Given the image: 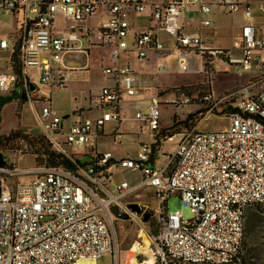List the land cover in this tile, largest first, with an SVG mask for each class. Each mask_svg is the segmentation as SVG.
Instances as JSON below:
<instances>
[{"label":"built area","instance_id":"obj_1","mask_svg":"<svg viewBox=\"0 0 264 264\" xmlns=\"http://www.w3.org/2000/svg\"><path fill=\"white\" fill-rule=\"evenodd\" d=\"M98 8L104 21L95 27L86 25ZM214 8L243 13L241 38L232 42L233 48L241 50L240 58L202 40L200 28L210 25L206 15ZM258 8L264 12V2ZM191 11L198 21L187 33ZM0 15L14 16L18 23L22 73L18 88L32 105L33 99L39 102V108L33 109L37 131L75 168L45 163L18 166L0 153V264H70L106 254L115 261L116 217L110 208L116 206L119 213L137 220L126 198L144 187L153 188L157 203L154 210L160 225L153 243L159 264H243L246 212L253 206L264 207V59L253 58L254 51H264V38L255 32L251 1L0 0ZM57 20L63 22L61 29H56ZM93 47L107 51L106 59H99L107 82L85 109L95 115L64 125L67 119L53 108L51 94L65 88L73 73L88 68ZM8 48V40L0 36V50ZM206 53L227 55L235 70L255 68L256 76L220 97L206 92L201 97L182 93L171 99L175 106L199 100L194 104L206 114L228 106V124L221 130L191 126L165 134V140L174 135L178 140L165 164H157L152 145L162 130L161 103L151 99L144 107L125 104V99L150 89L140 86L131 60L154 56L157 71L174 66L184 72L193 56L201 59L202 68ZM74 54L84 55L86 62L68 63ZM28 67L37 68V81L46 87L41 95L26 76ZM15 82L11 69L0 71V93ZM79 112L75 109L71 116ZM108 122L115 126L104 132ZM141 134L150 138L139 142L133 154L114 159L111 152L97 149L102 136L115 141ZM63 145H70L72 152L64 151ZM84 160L93 163L82 164ZM116 168L138 171L139 181H115ZM172 195L191 210V218H183L180 210H168Z\"/></svg>","mask_w":264,"mask_h":264},{"label":"rangeland","instance_id":"obj_2","mask_svg":"<svg viewBox=\"0 0 264 264\" xmlns=\"http://www.w3.org/2000/svg\"><path fill=\"white\" fill-rule=\"evenodd\" d=\"M102 13V8H98L93 16L87 19L86 25L99 26L105 19L104 15L100 17ZM134 16L133 13L131 18H134ZM57 25L62 28V20H58ZM204 30L206 33H211L208 28ZM4 31L11 32L13 30L5 28ZM212 39L216 45H229L230 43V37L220 31L215 33ZM205 44L220 50L217 48L220 46H215L208 41ZM106 55L107 51L93 47L89 56L88 68L73 73L65 88L52 92L51 103L53 108L67 119L64 121V125L73 120L93 116L92 112L85 111L86 100L88 98L91 102V97L106 84L99 62L100 57L106 59ZM3 56L4 54L0 53L1 62H3ZM218 57L220 56L218 55ZM68 59L70 64L83 65L86 62V58L82 54L71 55ZM221 59L224 60L223 62H228L225 55H221ZM156 62L157 60L154 59L147 61L131 60V66L140 78V86L151 88L132 98L125 99L126 105L138 104L144 107L150 103L151 99L158 100L161 103L160 116L161 124L164 127H162L164 130L160 134L171 132L172 121H174L173 131L177 133L190 126H196L203 131L221 130L227 126L228 119L225 114L228 110L226 107L215 112V114H206L204 111L198 110L200 105L194 104L199 100L194 99L193 104H176L177 106L171 104L170 100L180 97L182 93L192 98L194 95L201 97L202 94L210 92L211 89L216 97L222 96L247 82L249 72L241 71L237 73L232 64L223 63L219 59L216 61L211 53L205 54L202 68L199 66L197 56L191 58L189 67L184 72H179L174 66L169 71L159 72L156 68ZM27 73L34 78V84L38 86L40 91L39 94L45 92L46 87L39 85L35 72L28 69ZM17 90L12 85L9 91L5 90L0 93V96L7 97V103L0 108V133L6 134L11 130H20L41 137L36 128L35 121L37 119L32 105L29 104L26 97L22 96L21 90L16 95L14 91ZM35 104L39 105L38 102ZM75 109L80 110L79 114L71 116L72 111ZM127 110L126 113L130 111ZM190 114L194 115L190 116ZM114 126L115 122H108L104 126V132H109ZM149 138L150 136L147 134L124 135L116 137L113 141L110 136H102L98 140L97 149L101 151L103 148L108 147L117 156L126 153L133 154L138 149V143L148 141ZM177 140L178 136L174 135L172 138H167L164 142H161V146L155 152L158 156L157 164H165L166 155L173 151ZM62 149L66 152H72L70 145H63ZM0 153H3L8 160L14 161L18 166L41 165L44 163L39 158H35L34 162L31 154L29 152L25 153L17 141L6 147H0ZM113 172L115 181L125 179L130 183H134L140 179V173L135 170L116 168ZM126 201L136 203L140 209L137 211V220L128 216L113 219L117 259L112 261L111 254H106L99 259L80 258L70 264H159L153 237L157 234L154 232H158L160 219L154 210L157 203L153 195V188H140L127 197ZM167 208L169 211L180 210L183 218L186 219L193 216L191 210L182 205L178 196L172 195L168 198ZM161 212V214H164V210L161 209ZM145 215H147V219H144ZM242 258L243 264H264V207L262 206L250 207L246 212Z\"/></svg>","mask_w":264,"mask_h":264},{"label":"crops","instance_id":"obj_3","mask_svg":"<svg viewBox=\"0 0 264 264\" xmlns=\"http://www.w3.org/2000/svg\"><path fill=\"white\" fill-rule=\"evenodd\" d=\"M146 1H149V0H146ZM250 1H251V4H252V13H253V16H254V19H255V32L259 36L264 38V12H262L258 8V4L259 3H263L264 0H250ZM188 16H189L188 25L185 27V29H186L187 33H191L192 26L194 24H196L197 21H198V15L194 11H191V12H189ZM206 16L210 20V25L200 28V35L202 37V40L205 43H207V41H208V42H210L211 44H213L215 46H220V47H217V48H219L220 50H222L226 54H230L234 58H240L241 57V50L237 49V48H233L232 47V42L234 40H238V39L241 38V29H242V27L245 24V17L243 15V13L241 11H236V12H233V13H225V12H222L218 8H214ZM222 17L224 19H221ZM57 22H58V20H57ZM57 22H56V25H55L56 29H61V27L60 28L58 27ZM5 28L12 29L13 31L6 32V31H4ZM206 28L210 29L211 33H206L205 30H204ZM218 31L223 32V33L227 34L230 37L229 45H220V44L216 45V44L213 43L212 37ZM0 36L6 38L8 40V43H9V48L7 50H5V49L0 50V53L4 54L3 62L0 61V71H3V72L5 71L6 72V71H9V69H10L9 59H10V56H11V48H12V53H13V51H14L13 49L15 47H18L17 46L18 39L20 38V34H19V31H18V23H17V20H16V18L14 16H3V15H0ZM214 58L216 59V61H218V59L221 60V62L224 61V60L221 59V57H218V56L214 57ZM253 58L255 60L264 59V51H258V50L254 51L253 52ZM150 59L156 60V57L151 56ZM198 59H199V63L201 64L202 63L201 59L200 58H198ZM223 63H227V62H223ZM28 69H31V70H33L35 72L36 79L38 80V70H37V68L28 67L25 70L27 78L30 81L35 82L34 78L27 73ZM235 71L237 73L241 72V71L249 72L250 75H249V78H248L247 82L249 80L253 79L254 76H256L255 68L252 69V70H242L241 69V70H238V71L235 70ZM247 82H244L243 84H245ZM210 92L213 94L212 89L210 90ZM88 100L89 99L87 98V100H86L87 106H85V108H87L91 104L90 100L89 101ZM36 102H38V101L33 99L32 103L34 104V106L31 104V102H29V104L32 105L33 109L39 108V105L35 104ZM85 111H87V110H85ZM88 111L92 112V114L95 115V112L93 110L92 111L88 110ZM162 127L163 126L161 124V128ZM101 151H109V152H111L114 159H118V158L124 156V155L117 156V154H115L111 150H109L108 147L103 148ZM113 171H115V170L113 169ZM113 175H114V172H113Z\"/></svg>","mask_w":264,"mask_h":264},{"label":"trees","instance_id":"obj_4","mask_svg":"<svg viewBox=\"0 0 264 264\" xmlns=\"http://www.w3.org/2000/svg\"><path fill=\"white\" fill-rule=\"evenodd\" d=\"M9 63H10L11 71L16 75V82L14 86L15 88H17L22 79L19 51L17 47H15L13 53H11ZM14 93L17 95L15 91ZM5 103H7V97L0 96V108ZM225 107L229 111V107L228 106H225ZM192 115L190 114V116ZM190 120H192V118H190ZM173 124H174V121H172V124L170 126V129H172L171 132L165 133L166 135L177 134V132L173 131ZM163 130L164 129L162 128L161 133L163 132ZM165 134H159V136L154 139V142L152 145L153 153H155L158 147L161 146V142L165 141V138H164ZM14 141L19 142L21 147L23 146V144L27 146V149H23V151H25V153L29 152L31 156L33 157L34 162H35V158H39L43 160L44 163L47 165L61 167V168L68 169V170H75L71 161L64 154L52 150L50 148V145L43 139L42 136L40 137L34 134L25 133L20 130H11L9 133H6V134L0 133V147H6ZM87 163L91 164L93 162H91L90 160L82 161V164H87ZM154 233H157V232L155 231ZM241 258H242V255H241Z\"/></svg>","mask_w":264,"mask_h":264},{"label":"water","instance_id":"obj_5","mask_svg":"<svg viewBox=\"0 0 264 264\" xmlns=\"http://www.w3.org/2000/svg\"><path fill=\"white\" fill-rule=\"evenodd\" d=\"M75 113V110H73L72 111V114H74ZM65 118V117H64ZM3 163V158H2V156L0 155V164H2ZM129 209H130V211H135V212H137V211H139V206L136 204V203H132V204H130L129 205ZM110 210H111V212H112V214L115 216V217H122V218H126L127 217V215L126 214H121V213H119L118 212V210H117V208H116V206H111V208H110ZM144 219H147V215H145L144 216Z\"/></svg>","mask_w":264,"mask_h":264}]
</instances>
